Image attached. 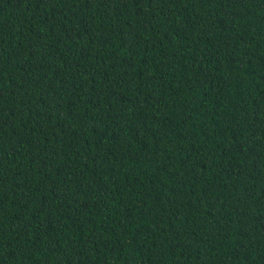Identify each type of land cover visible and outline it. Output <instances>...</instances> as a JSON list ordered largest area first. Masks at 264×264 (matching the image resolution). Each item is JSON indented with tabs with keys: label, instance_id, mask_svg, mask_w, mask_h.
I'll return each mask as SVG.
<instances>
[{
	"label": "trees",
	"instance_id": "trees-1",
	"mask_svg": "<svg viewBox=\"0 0 264 264\" xmlns=\"http://www.w3.org/2000/svg\"><path fill=\"white\" fill-rule=\"evenodd\" d=\"M0 264H264V0H0Z\"/></svg>",
	"mask_w": 264,
	"mask_h": 264
}]
</instances>
